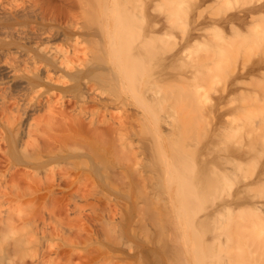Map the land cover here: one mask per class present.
Returning <instances> with one entry per match:
<instances>
[{
  "label": "rangeland",
  "instance_id": "rangeland-1",
  "mask_svg": "<svg viewBox=\"0 0 264 264\" xmlns=\"http://www.w3.org/2000/svg\"><path fill=\"white\" fill-rule=\"evenodd\" d=\"M157 1L161 5L160 7L157 5ZM167 1L168 2L165 0H0V104L1 106L4 104L2 106L3 108L0 107V149L2 148L0 150V170L2 172L8 174L10 171L13 173L12 171L15 167H21L13 162L12 158L7 153L10 148L8 142L4 139L8 131L6 127L8 125H5L4 122L6 116L9 115V109L10 112L13 111L11 114L15 112L14 115L15 117L17 115V120L20 118L19 112H21V114H23V122L26 119L38 118L40 115L42 116L44 114V110H41L39 108L40 106H36L35 108L34 105L31 109H28L27 114L23 112L24 100L21 99V97L26 88L25 82L28 75L25 72L20 74L13 73L12 71L10 72V68H14L13 64L15 63V59H22V61H24L25 58L28 57V54H33L35 50L44 47L47 50L53 51L59 49L65 50L69 52L70 57H72L71 55L76 51L78 55L74 56V54L73 58H71L73 63L79 68L81 65L89 66V64L92 65L91 62L94 61L92 58H89L91 54L93 58H96V61L97 58H102L103 45L100 44V41L104 40V43L107 44L108 35L110 38L112 35L119 36L121 34L120 36L123 39L119 36L120 41L118 42L117 49L118 51L120 50L125 57L128 55L126 60L130 58V64L127 60V65L136 72L135 77L130 78L128 81L125 80V90L127 92L132 89L134 86L133 83L135 84L137 82L135 84L137 85L143 80L145 82V78L149 77L148 75L151 71L162 73V69L165 65H168L165 70L169 69L165 71V74H163V72L158 75L157 78L160 79L154 80L155 82L157 81V84H155L157 86L154 90H159L160 99L158 102L159 104L157 103L158 105L155 107V116H152V114L143 107H137L131 104H128L125 108H119L116 107V105L111 107V111L115 114H120L125 111V109H129L130 112L133 110L134 112L137 111L136 114L138 113L137 115H140L142 119L144 117L149 118L146 120L148 122L142 125L145 127H142V129L148 132L145 130L142 131L140 125L137 131L138 134L134 133V136L131 134V139L133 140L131 144L135 141L133 146L134 151L131 150L132 148L127 149L130 154L127 158L130 161H135V157H137L135 155L143 156H140L143 158L142 162L133 161L132 164L139 163L141 169H144L142 173L144 172L146 174L142 175V173H139L141 169L137 167L138 164L136 166L133 165V168L134 166L138 168L137 171L135 170L136 168L133 169L132 167H130L132 170L128 169L130 164L129 160H127L129 162L128 167L127 163H125L126 161H124L126 165L123 162L121 164L125 166L121 167V165H118L119 158L116 156L120 153H117L114 156L118 160L114 158L113 155L109 157L113 161L102 155L103 158H105L104 161L109 159L108 162H112L109 164L105 161V165L107 166V163L108 166L111 165L109 169L106 168L107 173L110 171L108 179H110L109 181H111L113 186H116L112 187L110 186L111 183L109 184L108 182L109 188L105 194L100 191L101 195L97 192L96 194L94 193L93 196L86 195L83 197L74 193L75 187L81 185L79 183L82 179L86 182L87 178L85 179L84 177L76 183H71L72 180L60 177L62 173L60 174L58 172L59 176L57 175L58 173L55 175L56 179L53 181L54 183H50L52 182L51 180L49 181L51 185L54 184L53 187H55L57 195L55 193L53 196L45 191L46 197L44 201L46 202V207L48 206L50 209L58 205V207H55V211L58 212V216H64L61 217L63 220L62 223H64L65 220L68 223L66 222L63 224L64 228L61 235L55 236L53 234L54 236H52L48 234L49 236L42 241L46 244L45 249L49 248L47 250L49 258L56 255L53 250L56 249V245H59V249L63 247L61 248L62 250L60 249V257H62L60 259L64 262L63 264H66L67 261L71 264H89L92 258V264H143L146 262L143 260L150 259L151 261H148L150 264H264V221L261 220V217L250 212L249 206H246L249 203H245V205L242 204L240 207L236 206L235 210H231V212L234 211L231 214L225 213L222 216H216L214 213L215 207L219 205V203L222 205V202H224L227 197H232V193L234 195L240 185L244 186L246 182L251 183V181H255L254 179H257L260 170L264 168V65L257 66L254 70L247 73V76L245 75L239 78L237 80L239 84L237 82L236 84L232 83L233 75H235L233 71L239 70V68L237 70V67L241 65L247 66L246 64H249L253 58H264V31H262V28H264L262 27V24L264 26V9L259 13H253V18H249V20H257L259 24L262 23L261 32L259 33V30L258 35L253 36L250 35V22L246 21L241 24L235 23L236 26L234 25L235 28L233 29V25L230 27L227 23L214 20L219 19L225 13L233 12V10L235 11L236 8L238 9L241 6H248L250 3L254 4L253 2L258 3L257 0H231L230 2L227 0H220V3L216 0H203L202 3H199L200 0H179L182 2L179 6L176 5L177 0ZM169 1L173 4L169 3ZM152 2L154 7L158 6L162 9L169 10L171 7H174L175 9L172 8L174 9L172 11H175L176 14L171 20V24L167 25L165 28L164 33L166 35L163 33L157 34L158 36L162 34V36L165 35V37H163L164 39L161 36L162 40L155 39L156 41L153 40L152 45L150 44L151 49L155 51L153 56H151L153 51L148 49L147 54L145 53L146 57L144 56L142 60L137 61L135 58L136 56H133L136 62L132 58V55L136 53V50L138 51L136 46L141 41V33L147 25L145 16L146 14H150L151 5L153 6V4H151ZM154 7L152 8L154 9ZM152 8L150 11L151 14H153ZM162 9L160 13H163ZM156 10L154 13L156 12L155 14L158 17L162 15H158L159 11ZM168 12H170V10ZM164 13H167L166 10H164ZM163 15L161 17L165 18ZM163 20H166V18ZM121 28H123V31H121ZM94 31H97V34H94ZM186 38L191 41H186ZM121 42L125 45L123 43L121 44ZM182 42L186 43V46L192 51L191 55L194 59L195 66L192 68L194 70L192 76L189 72L191 77L185 73L186 70L189 69L188 64H186L187 67L185 68L187 69H185L183 68L184 65L180 63L182 60H180V62L175 60L179 63H174V61V67L170 61L171 53L176 49V43L182 44ZM173 43H175V45H173ZM161 44L163 47H161ZM218 44L222 46L223 50L225 48V52L222 56H218L217 53H215V45ZM159 45L162 49H166L164 51L158 49L157 47H159ZM173 48L175 49L173 50ZM159 51L160 53H158ZM167 56L170 58H167ZM151 57L154 58L152 59ZM88 60L92 61L88 63ZM94 62L93 64H95ZM183 62L184 64L186 63L185 61ZM98 63L101 64L102 61L100 60ZM101 71L99 69L98 73ZM167 72H170L168 73L169 75ZM99 75L101 74L92 76V79L96 78L101 82L102 79ZM184 76H187V78H184ZM106 77L109 76L107 75ZM182 78L186 80H182ZM188 78H191V80H188ZM67 79L69 80V77ZM98 80L87 79V81L84 80L85 82H82L83 84L80 83L78 85L75 81L70 82L69 80V82L63 86L71 87V89L68 92H62V94L56 95L57 106L61 107L62 105H66L70 106V108L76 107L78 101L81 102L85 99V94L87 95L86 99L95 105L98 101H101V99L110 100L112 97L113 99H118V96H125L118 82H110L112 84L111 86V84L106 81L104 82L108 85L104 82L99 83ZM90 81L94 84L92 85ZM97 83L101 87H99ZM232 84L235 85V88H232ZM139 85L141 86V84ZM139 85L137 86L138 88ZM143 85L146 84L144 83ZM108 86L113 88L110 89ZM84 87H86V89H84ZM90 89L92 91H90ZM97 89L98 91L100 90L99 93ZM117 89L118 91H116ZM152 89L147 93L149 98L154 92ZM39 91V98L45 100V88H42V90L39 89ZM95 92L99 95H96ZM89 95L91 96L89 97ZM92 95L95 97L93 98ZM6 96L7 99H3L6 98ZM97 97L100 99L98 100ZM161 97L164 98L161 100ZM246 98H249L247 100H250L249 103L245 101ZM10 103H12L11 107ZM198 103L200 106L203 104L201 108H199L200 106ZM218 103H220L221 110L223 111H221L222 115H220V118L218 115L216 117L215 114H204L201 112L203 106L207 109L214 106L213 104ZM165 105H167V107ZM222 105L225 107V110H223L224 107H222ZM17 106L18 108H16ZM6 108L8 109V115H6V112L4 114ZM31 110H33V114H31ZM153 117L155 119H153ZM152 120H157L156 125L159 128L158 133L155 134L158 136L157 140H155L154 133L152 135V132H154L153 128L155 127ZM85 121V125L88 127L90 122L88 119ZM5 123H7V121ZM219 126H221V128ZM150 127L152 128L150 129ZM88 128L86 129L89 130ZM82 130L86 133V130ZM172 130L175 131L172 132ZM140 132H143V135ZM144 132L149 134H144ZM153 137L154 139H152ZM145 143H150V146L153 143L154 147H150L149 145H145L144 147L143 145ZM149 147L150 149L155 148L156 152H154V149H151L153 153H146L145 151L149 150ZM235 147H237V149ZM248 147L250 148V153L247 151L248 154L240 158V153L237 150L242 152L241 150H245L244 148ZM145 148L146 150L141 152ZM135 150H138L137 152L139 154H133L132 158V153H135ZM233 150L237 152V156H235L236 153H234ZM127 151L121 152V155H124H122L124 158H122L123 160H126V156H128L126 155L127 153H124ZM140 153H144V155ZM145 153L148 154L149 157L145 156ZM232 153H234V155ZM3 155L7 156L3 157ZM6 157L8 160H6ZM85 159L86 158H84V162H86ZM81 161L80 164L83 163V160ZM88 162L91 163L89 160ZM145 163H147L146 166H144ZM64 164H66V162ZM132 164H130V166ZM64 166L67 167V169L72 168L69 162ZM101 167L102 166H100V168ZM9 168H12V171ZM121 169H123V171ZM71 170L72 174H74L73 176H75V169L72 168ZM129 170L138 172L137 174L141 177L148 175L146 177L144 176V179L140 178L142 181L139 179L136 181L137 183H135L134 180L137 179L135 178L137 174L134 172L136 174L134 176ZM100 171V178L99 175L90 174V176L93 177L92 180H96L95 184L93 181L91 182L88 175L87 182L89 183V187L92 188L96 185L95 188L98 187V190L101 189L102 168ZM127 171H129V174ZM218 171H224V173H222L225 175L226 172V175L229 176L226 177L225 175L224 177L223 175L220 177ZM33 172L37 173L39 171L33 170ZM11 173H9V175ZM40 175L41 178L43 177V179H45V173L39 172V176ZM52 176L53 174L51 177ZM73 176L72 179L74 178ZM147 177H151L149 181L148 179L145 180ZM54 178H52V180ZM130 181L132 182L130 183ZM87 182L86 185H88ZM213 182L215 183L214 185H212ZM91 183H93L94 186L93 184L90 185ZM261 184H256L255 187L254 183L255 189L252 192L257 195L256 199L264 210V182ZM83 185H85V183H82L81 186ZM135 186L138 189L137 192ZM131 187H133L132 190ZM150 187H152L151 190ZM34 196L33 203L39 205L41 199L37 198V195ZM55 196H57V198ZM54 199H56V201H54ZM75 199L77 202H74ZM223 199L224 201H222ZM61 203H63V205L60 207ZM79 203L81 208L78 206ZM89 204L91 206H89ZM85 205L87 207H85ZM162 206L163 208H161ZM219 206H217V208ZM56 208L63 209V211L66 209V212L64 211L65 213H63L62 210H57ZM46 209L42 211L47 221L50 220L49 222L51 224L49 223V227H47L48 230L52 232V228H54L52 219L57 215L52 214L53 212L49 213L51 210L48 211V209ZM77 219H80V222ZM75 221L76 223H73ZM115 222L116 224H114ZM243 222L246 223L244 224ZM79 224L82 225V227ZM241 224H247L248 227L247 225L245 227ZM25 227H27V225H25ZM77 230L80 232L76 233ZM22 231L26 233L27 229L25 230L23 226ZM84 231H86V233ZM29 232L30 229L26 234L28 235ZM62 233H65V236H62ZM111 233H114L113 236L115 234L117 235V237L114 236L117 240V245L116 243L113 244L114 242L111 241V237H113ZM109 234H111V236ZM33 239L35 240L33 236H30L28 248H31L28 249L29 254L26 258V264H39L36 260L31 259V255L34 253L33 250L38 246V242L35 243ZM9 240L11 241L12 239ZM107 240L109 242H107ZM51 242H56V245L54 243V245H52ZM109 245L111 247H109ZM52 246L54 248H52ZM117 248H121V250L119 249L120 251H118ZM132 249L135 251H132ZM138 249L140 252H138ZM149 249L151 253L148 251ZM152 251L158 254L154 256L155 259L159 256L162 261L159 258V261L154 260V253ZM131 252L135 254L137 252L139 254L143 252L141 255L144 257H139L138 253L134 257L127 256L129 254L132 255ZM154 261L157 262L154 263Z\"/></svg>",
  "mask_w": 264,
  "mask_h": 264
},
{
  "label": "bare ground",
  "instance_id": "bare-ground-1",
  "mask_svg": "<svg viewBox=\"0 0 264 264\" xmlns=\"http://www.w3.org/2000/svg\"><path fill=\"white\" fill-rule=\"evenodd\" d=\"M165 1L168 2L167 0H165ZM170 1H169V3L173 4ZM181 1L177 0L176 5L179 6L182 3ZM202 1L203 0H200L199 3H202ZM216 1H219V3L221 2L220 0H216ZM227 1L230 2L231 0H227ZM257 1H258V3L257 2H253L254 4L250 3L251 5L249 4L248 6H241L238 9L236 8L235 11L233 10V12L225 13L222 17H220L219 19L216 18L217 20H214V21L227 23V25L229 24L230 27H232L231 25H233V26L235 25L236 26L237 23L241 24V23L247 21V22H250V24H251L250 26L248 25L249 28H250V35H253V36L254 35H258V31L260 30L259 31V33H260L261 32V28L264 27L263 24L261 23L262 24V27H261V24H259L257 22V20H249L250 17L253 18V13H255V14L259 13V12H261L264 9V1H260V0H257ZM157 3H158V1H157ZM151 4H153V2ZM163 4H164V2H163ZM157 5L159 7L161 6L159 3ZM195 5H196V3H195ZM158 6L154 7V4H153V6L151 5V8L154 7L155 10L157 9L159 11L158 15L159 14H162V15L164 14L163 17H165L166 20H163L165 18H162L161 17L162 15H160L158 17L155 14L156 12L154 13L155 10L153 8H152V13L153 14H151V12H150L151 8H150V11H149L150 14H146V16H145L146 19H147V21H146L147 25L143 29L142 33H141V39H140L141 41L136 46L138 48V51L135 49L136 53H134V54L132 53L133 54L132 58L134 59V61H136V59H137V61H139V60H142V58L144 56L146 57L148 49L149 50L151 49L150 46L152 45L153 40L154 41H156L155 39H159V40L161 39L162 40V38L165 37V35H166L164 33L165 32V28H166L167 25L171 24V20L173 19V17H175L176 12L172 11V10L175 9L174 7H171V8L169 7L170 8L169 9L170 12H168L169 11L168 9H162V8H159ZM172 8H174V9H172ZM161 9L163 10V13H160ZM164 10H166L167 13H164ZM204 17H206V16H204ZM205 21H206V18H205ZM235 26L233 27V29L235 28ZM249 28H248V30H249ZM121 29H122L121 31H123V28H121ZM102 30H101V33H102ZM262 31H264V28H262ZM110 32H111V29H110ZM93 33L97 34V31H94ZM159 33H163L165 35L162 36L163 35L162 34L161 35L162 38H161V36L157 35ZM108 36H107V39H108V43L107 44L104 43V40L100 41L101 42L100 44L103 45L102 58L101 57H100L101 59L99 58L102 61L101 64L98 63V62H100V60L97 58V61H96L95 60L96 58L95 57L93 58L92 57L93 55L91 54L90 55L91 57H89V58L90 59L92 58V60L96 61L97 63L92 61V60H88V63L90 61H92L91 62L92 65H90V64H89V66L81 65L80 68H79L77 65H75L73 63V60L71 59V58H73L74 54H75L74 56L78 55V53H76V51H74L73 55H71L72 57H70L69 52H67L65 50L59 49V50H54L53 51V50H47L44 47H41L39 50L38 49L35 50L33 54H28V57L25 58L24 61H22V59H15L14 60L15 63L13 64L14 68H10V72L12 71L13 73L15 72L17 74L25 72L28 75L26 82L23 81V82L26 83V85H25L26 88H25L24 94L22 96L24 98L21 97V99L24 100V102H23L24 111L22 109L21 110L24 113L27 114L28 113V109L29 108L31 109V107L33 105L35 106V108H36V106H38V107L40 106L39 108L41 110H44V114L42 116L40 115L41 118L40 117H38V118L34 117V118L31 119L29 117L30 119H28V120L26 119L27 121L25 120L23 122V120H22L23 119L22 118L23 114H21V112L18 111L20 113V118L18 116L19 119L17 120L16 119L17 115H16V117L14 115L15 112L13 114H11V112H13V111L10 112V109H9V115L7 114V110H8L7 108L8 107L4 111V114L6 112V115L9 116V117L6 116V119H5V122L7 121V123L4 122L5 125L6 124L8 125V126H6L7 129H8L7 135L4 138L8 142V145H9V148H10L7 151V153L12 158V161L17 163L18 165H20L22 168L21 167L19 168V166L15 167V168L12 167V168H14L13 171H12V168H9L13 172V173H11L9 171V173H11L10 175H9V173L7 174V173L2 172L0 170V264H26V261H27L26 258H27V255L29 254L28 249L31 248V247L28 248L29 247V242H30L29 241L30 236H33L35 238V240L33 239L35 241V243L38 242L37 243L38 244L37 248L34 249V250L32 249L34 251V253L31 255V257H32L31 259L36 260V262H38L39 264H52V263L63 264L64 262H62V260L60 259V258H62V257H60V254H61L60 251L62 250L61 248H63V247H61L60 248L61 250H60L58 248L59 245L55 244L56 242L55 243L51 242L52 245L55 244L57 246L56 249H53L55 251L56 255L54 257L50 256L51 258H49L48 253H47V250L49 248L47 247L48 249H45L46 248L45 247L46 244H44V242L42 241L43 239H46L49 236L48 234H50L52 236L61 235V232H62V230L64 228L63 224L67 222L65 220L64 223H62L63 220H62L61 217H64V216H58V214H57L58 212L55 211V207H58V205L57 206L55 205L54 207H52L53 206L52 205V206H50L52 208L49 209L48 206L46 207V204H45L46 202L44 201V198L46 197L45 196V191L49 192L53 196L56 193V189H55V187H53L54 184L53 185L50 184V183H54L53 181H55V179H56L55 175L58 172L60 174L62 173L60 177H64L67 180H72L71 183H76L77 181H80V179L83 178V177L85 179L87 178L86 179V182H87L88 175H89V177L91 179V182H92L93 181L92 180L93 177H91L90 174L91 175L92 174L99 175V178H100V172H101L100 169L102 168V174H101L102 175L101 176L102 177V182L100 184V186H101L100 190H98L99 189L98 187H96L97 189L95 188L96 185L94 186L96 180L93 181L94 184L93 183L90 184V185L93 184V186H94V187L91 188V187H89V183L87 182L88 185H86V182L84 181V179H82L79 184L82 185V183L83 184L85 183L86 186L85 185H83L84 187L81 186V185H78V187L76 186L75 189H74V193H77L78 195H81L83 197H85L86 195L93 196V194L94 193L96 194L97 192H99L98 194H100V191H102L101 193L105 194L108 191V188H109L108 182H109V184L111 183V181H109L110 179H108L109 178L108 176L110 175V171L108 170L109 173H107V169H109V167L111 166V165L108 166V163H109L108 161H109V159L112 160L109 157H111L112 155L114 156L117 153H120L119 155L121 157L119 155L116 156V157L119 158L120 163H119V160L115 156H114V158H116L118 160V165H121L122 162L124 163V161H126L125 163H127V167H128V163L129 162H130V164H132V162L134 161L132 159H131L132 161H130L127 158L130 155L128 153L129 150L127 151V149L128 148H130V149L132 148L131 150L134 151V149H133L134 147L133 146L135 144L134 143L135 141L133 142V144H131L132 143L131 141H133L131 139V137H132L131 134L132 135L134 133L138 134L137 131L140 128L139 126L141 125V129H142V127H143L142 125H144L145 122H148L146 120H148L149 118L144 117L142 119L140 115L139 116L137 115L138 113L136 114L137 111L134 112L133 109H132L133 111L131 110L132 112H130L129 109H128L129 111L125 109V111H123V112L120 111L121 112V113L119 112L120 114H115V113H113L111 111V107L116 105V107L125 108V106H127L128 104H131V105H134V106H137V107H143L146 111H149L152 114V116H155V114H154L155 107L159 104L158 102L160 101V99H159V90L158 91L154 90L156 88V86H157V85H155V84H157V81L155 82L154 80L155 79L156 80L160 79V78H157L158 75L162 74L163 72H164L163 74H165L166 73L165 71H168L169 69L165 70L167 68V66H168V65H165L164 68L162 67L163 68L162 69L163 70L162 73L161 72L157 73V71L155 73V72L151 71L150 74L148 75L149 79L145 78V82H144V80L142 82H140L139 84H141V86L139 84L135 85L137 82L135 84L133 83L134 86L133 85H132L133 87L131 86L132 87L131 90H128L129 87L127 86L128 87V89L126 88L128 90V92H127L125 90V86H126L125 80L128 81L130 78L135 77L136 72L134 70H132L131 67H129L127 65L128 64L127 60H128V62L130 64V61H129L130 58L126 60L128 55H126L127 57H125V55L122 52H120V50L118 51V49H117L118 42L120 41V37L121 36L119 37L117 35H115V36L112 35V37H110V38ZM189 40L190 39H187L186 41H189ZM125 41H126V39H125ZM106 42H107V40H106ZM122 43L123 42H121V44ZM177 44L178 43H176V45H175V43H173V45L176 46V47L174 46L176 49L173 48V50L174 49L175 50H174L173 53H171L172 54L171 58L169 56H167V58H170V61L172 62L171 63L172 66L176 62H178V61L180 62V60H182V62H180V63L184 65V66L182 65L183 68L187 67L186 64H188L189 65V69L185 68V69H187L185 73H186V75H189V72H190L191 76H192V73L194 72V70L192 68L195 66L194 65V59H193V57L191 55L192 51H191V49L188 46H186V43L182 42V44H178V46H177ZM215 46H216L215 53H217L218 56H222V54L225 52V48L223 50L222 46L219 45V44L215 45ZM161 47H163V45ZM161 47L159 45V47H157V48L160 49V50H163V51L166 49L165 47H164L165 49H162ZM151 50L153 51L151 56H153V53L155 51L153 49H151ZM167 51H168V49H167ZM149 52H151V51H149ZM158 53H160V51ZM167 53H169V52H167ZM125 54H126V52H125ZM134 55L136 56L135 57L136 59L133 57ZM130 57H131V54H130ZM154 57H155V55H154ZM156 57H157V54H156ZM254 59L255 58H253V60H251V62L249 64H246L247 66H245V65L242 66L241 65V66L237 67V70L239 68L238 71H235V70L233 71V73H235V75L232 74L234 76L233 77V82H232L233 84L234 83L236 84V82H237V80L239 78L244 77L247 73H249L252 70H254L257 66L264 65V58H258V59H255V60ZM175 60H178V61H175ZM183 61H185L186 63L184 64ZM93 62L95 64H93ZM131 63H133V62H131ZM140 65H142V64H140ZM81 67H84V68H81ZM147 68H149V67H147ZM99 69H100V71L101 70H103V71L98 73ZM135 69H137V68H135ZM234 69H236V68H234ZM168 73H170V72H167V74ZM93 74L94 75L101 74V75H99V76H101V79H102L101 82H104V81H106L108 83L113 82V81L118 82L119 83L118 85H120V87L122 89V93L125 94V96H122V97L118 96V99H113V97L110 100L109 99H107V100H104V99L102 100L101 99V101H98V103L95 105V104H92V102H89V100L86 99L87 95L86 94L84 95V93H83L85 99L83 101L80 100L81 102L78 101V104L76 105V107L70 108V106H66V105H62V104H61L62 105L61 107L57 106V99L56 98H57L58 94H62V92H68L71 89V87H67V86H63V85H66L69 82V80H70V82L75 81L77 85L82 83L84 80L87 81V79H89V80H98L96 78L92 79V76H94ZM106 74L109 77H106L107 76ZM68 77H69V80L67 79ZM184 78H187V76H184ZM184 78H182V80ZM171 79H172V77H171ZM168 80H169V78H168ZM184 80H186V79H184ZM188 80H191V78L190 79L188 78ZM146 81H149V82H146ZM90 82H91L92 85L94 84V83H92V81H90ZM90 82H88V83H90ZM101 82L99 81V83H101ZM142 83L143 84L145 83L146 85H143ZM237 83L239 84V81ZM101 85H103V84H101ZM106 85H108V84H106ZM138 85H139V88L137 87ZM154 85H155V87H154ZM111 86H112V84H111ZM234 86L235 85H233L232 88ZM86 87H84V89H86ZM99 87H101V86L99 85ZM108 87L110 89L113 88V87L111 88L110 86H108ZM42 88L43 89L45 88V92H44V95H46L45 96V100L39 98L38 92H40L39 89L42 90ZM91 89H90V91H92ZM151 89L154 90V92H153L152 96H150V98H149V96H147L148 95L147 93ZM97 91H98V89H97ZM99 91H98V93H99ZM116 91H118V89ZM85 92H87V91H85ZM98 93H96V95H99ZM93 94H94V91H93ZM104 94H106V93H104ZM3 96H5V95H3ZM7 96H6V98H3V99H7ZM90 96L91 95H89V97ZM42 97H43V95H42ZM92 97H93V95H92ZM14 98H16V97H14ZM163 98L161 97V100ZM9 99H10V97H9ZM97 99H98V97H97ZM248 99L249 98H246L245 101H247ZM60 100H62V99H60ZM167 100H168V98H167ZM198 100H199V98H198ZM6 101H8V100H6ZM15 101H13V102H15ZM219 101H221V100H219ZM16 102H19V101H16ZM174 102H175V100H174ZM249 102H250V100L247 101V103H249ZM12 103H10V107H11ZM60 103H61V101H60ZM58 105H60V104H58ZM198 105H199V103H198ZM213 105L214 106L209 107L207 109L203 106L201 112H203L204 114H207V113L215 114L216 117L218 115V117L220 118L221 117L220 115H222V112H223L221 110L220 103L213 104ZM223 105H222V107H224ZM2 106L0 104V107H2ZM165 106L167 107V105H165ZM201 106L199 108H201ZM12 108H13V106H12ZM16 108H18V106ZM20 108H22V107H20ZM126 108H129V107H126ZM235 108H237V107H235ZM34 110H36V109H34ZM223 110H225V107H224ZM32 111L33 110H31V112ZM26 114H24V115H26ZM31 114H33V112ZM147 114H145V115H147ZM2 118L4 119L3 116H2ZM87 119L90 122V123L87 122V123L90 124L89 125L90 127L88 126L89 128L86 127L87 125H85L86 124L85 120H87ZM153 119H155V118L153 117ZM156 121H153L155 127L153 128L154 132H152V135H153V133H154V135L157 134L158 130H159L158 126L156 125L157 124ZM172 124H175V123H172ZM84 125H85V127H84ZM219 125H221V124H219ZM183 126H185V125H183ZM152 127H150V129ZM219 127L221 128V126H219ZM86 128H88L89 130H87ZM143 128H145V127H143ZM186 128H187V125H186ZM225 128H226V126H225ZM82 129L86 130V133ZM143 130H145V129H142V131ZM153 130H151V131H153ZM212 130H213V128H212ZM145 131H147V130H145ZM173 131H175V130H172V132ZM140 133H142V135H143V132H140ZM146 133L144 132V134H146ZM147 134H149V133H147ZM150 134H151V132H150ZM171 136H173V135H171ZM157 137L158 136L155 135V140H157ZM152 139H154V137ZM150 140H151V138H150ZM145 145H147V146L149 145L150 146V143L149 144L145 143L143 146L145 147ZM151 146L154 147V144L152 143ZM150 147H149L150 151L149 150L145 151L146 150V148H145L141 152L145 151L146 153H149V152L153 153L151 151L152 148L150 149ZM249 147L248 148H244L245 150H241L242 152H240V150H237L240 153V158L243 155L245 157V155L248 154L247 151H249V153H250V150H249L250 148ZM5 148H6V146H5ZM235 148L237 149V147H235ZM235 148H234V150H235ZM153 149H154V152H156L157 146H156V149L155 148H153ZM125 150L127 152H124V153L125 154L127 153L126 155H128V156H126V160H123L124 158L122 157L123 154L121 155V152L125 151ZM139 150H141V149H139ZM135 151H136L135 153L134 152L133 153L130 152V153H132V158H133V154H136V153L139 154L137 152L138 150H135ZM234 153H236L235 156H237V152L234 151ZM234 153H232V154L234 155ZM2 154H5V153H2ZM140 154L144 155V153H140ZM102 155L105 158H109L108 160L107 159L105 160V161L108 162L107 166L105 165L106 164V162L104 161L105 158H103ZM151 155H153V154H151ZM5 156H7V155H5ZM5 156L3 155V157H5ZM135 156H137V157H135ZM135 156H134L136 158L135 161H137V162L141 161L142 162V159H143L142 155H135ZM140 156H142V157H140ZM145 156H148V154H146ZM84 158H86L85 159L86 162H84ZM137 158H138V160H137ZM139 158H141V159H139ZM87 159L89 161H91V163H89ZM6 160H8V158ZM81 160H83V163H84V164L82 163L83 165L80 164L82 162ZM127 160H129V162ZM65 162H66V164H68V162H69L70 165H71L70 167L75 169V176H73L74 174H72V172H74V171L71 170L72 168L70 169L68 167L69 169H67V167L64 166V165H66V164H64ZM111 163L112 162L110 161L109 164H111ZM130 164H129V168L128 169H130V167L133 168V165L136 166L137 164H138L137 167L141 169V167L139 166V163H135V164L133 163L131 166H130ZM146 164L147 163H145V165L144 164H142V165L146 166ZM103 165H104V167H103ZM125 165H123V166H125ZM100 166H102V167L100 168ZM123 166L121 165V167H123ZM135 166H134V168H136ZM132 168L130 170H132ZM138 168H136L135 170L137 171ZM140 169H139V171H140ZM33 170L39 171L40 173L41 172L45 173V175H46V176L44 175L45 179H43V177L41 178V175L39 176V172L35 173V172H33ZM121 170L123 171V169H121ZM142 170H144V169L142 168L139 173H142ZM223 170H225V169H223ZM129 171H127L128 174H129ZM231 171H233V170H231ZM130 172H132L134 174V176L138 173V172H135V171H130ZM218 172H219V176L220 177H222L224 175L223 174L224 171H221V172L218 171ZM229 172H230V170H229ZM59 173L57 174L58 176H59ZM52 174H53V176L51 177ZM143 174H146V173L143 172L142 175ZM137 175L135 177L137 179L134 180L135 183H137L136 181H138L140 178L144 179V176H145L144 175L143 177H141V176L138 175L139 176V178H138ZM225 175H226V172H225ZM225 175H224V177H225ZM72 176L74 177L73 179H72ZM227 176H229V175H226V177ZM52 178H54V179L52 180ZM149 178H151V177H149ZM149 178L147 177L145 180L148 179V181H149ZM90 179H89V181H90ZM50 180L52 182L49 183ZM150 180H152V179H150ZM254 180L255 181H253V182L251 181V183L250 182H248V183L246 182L247 184L245 183L244 186L240 185L239 188L237 189V191L234 193V195L232 193V197H230V196L227 197V199L225 201L223 199L222 200V201H224V202H222L223 204L220 205L221 203H219L220 206L217 205L219 207L217 208V206H216L215 207L216 209L214 208L215 209L214 213L216 214V216H222L225 213L226 214L227 213L231 214L232 212H234V211L231 212V210L232 209L235 210L236 206L240 207L242 204L245 205V203L246 204L249 203L252 206H250L249 204L246 205V206L247 207L249 206V210H251L250 212L253 213L254 215H257V216L261 217V220L264 221L263 220L264 219V210L262 209L261 204L259 203V201L256 199L257 195L254 192H252V191H254V189L256 187V184H261V183L264 182V168H263V170L262 169L260 170V173L257 176V179H254ZM140 181H142V180L140 179ZM131 182L132 181H130V183ZM254 183H255V187H254ZM153 184H154V182H153ZM214 184L215 183L213 182L212 185H214ZM80 186L82 187V189H81ZM110 186L116 187L115 185L113 186L112 183L110 184ZM137 186H138V184H137ZM86 187H87V189H86ZM152 187H150V190L152 189ZM135 188H136L135 190L137 192L138 189H137L136 186H135ZM132 189H133V187H131V190ZM153 189H154V187H153ZM145 190H148V189H145ZM64 191L66 192L65 189H64ZM70 191H71V189H70ZM72 193H73V191H72ZM34 195H37L36 197L41 199V201L39 200L40 201L39 205L36 204V203L35 204L33 203V196ZM56 195H57V193H56ZM100 195H99V197H100ZM106 195H108V194H106ZM228 195H230V194H228ZM55 197L57 198V196H55ZM54 201H56V199H54ZM69 202H70V200H69ZM74 202H77L76 199H75ZM67 203H68V201H67ZM92 203H94V202H92ZM90 204H89V206H91ZM62 205H63V203H61L60 207ZM78 206H79V208H81L80 207V203H79ZM64 207H65V204H64ZM85 207H87V206L85 205ZM251 207H252V209H251ZM46 208L48 209V211L51 210V211H49V213L53 212L52 214H54V215L56 214L57 215V216H54V218L52 219L53 222H54V224H52L53 227H54V228H52L53 229L52 232L50 230H48V227H49L48 224L50 223L49 222L50 221L49 217H48L49 221H47V219H46V217H45V215H44V213L42 211V210H45ZM59 208L58 209L56 208V209L63 211V209H59ZM73 208H75V207H73ZM161 208H163V206ZM109 209H110V207H109ZM65 210L66 209H64V211ZM64 211H63V213L66 212V211L65 212ZM79 211H81V210H79ZM107 211H108V209H107ZM61 214H62V212H61ZM77 220H79V222H80V219H77ZM76 221L73 222V223H76ZM84 222H86V221H84ZM80 224H82V223H80ZM114 224H116V222ZM244 224L243 225L241 224V225L246 227L247 224L246 225H244ZM25 225H27V227H25ZM23 226H24L25 230L27 229V232L30 229V232H31V233L29 232L30 236H29V234L28 235L26 234L27 232L24 233L22 231V227ZM80 226L82 227V225H80ZM71 227H73V226H71ZM247 227H248V225H247ZM108 229H109V227H108ZM78 232H80V231L77 230L76 233H78ZM84 232L86 233V231H84ZM109 232H110V230H109ZM111 234H109V235L111 236ZM113 234H112V236H113ZM62 236H65V233L64 234L62 233ZM114 236L117 237L116 234ZM114 236L111 237V238L113 239ZM9 239H12V240L10 241ZM112 239H111V241L114 242L113 244L116 243V245H117L116 238H114L113 240ZM34 241H33V243H34ZM48 242H50V241H48ZM107 242H109V241L107 240ZM120 243H121V241H120ZM48 244H50V243H48ZM125 246H126V244H125ZM109 247H111V246L109 245ZM52 248H54V247L52 246ZM115 248H116V246H115ZM131 248H132V246H131ZM117 249H118V251L121 250V248H117ZM110 250H112V249H110ZM133 250L134 249H132V251ZM141 250H143V249H141ZM148 251H150V253H151L150 249ZM155 251H157V250H155ZM48 252H50V251H48ZM114 252H116V251H114ZM138 252H140L139 249H138ZM131 253H132V255L128 253L129 255H127V256H129V257L133 256L134 257L137 254V253L135 254L133 252H131ZM141 254H139V257L142 256ZM146 254H148V253H146ZM155 255H158V254L154 253L153 257ZM160 256H161V254H160ZM142 257H144V256H142ZM145 257L149 258L148 256H145ZM158 258L161 259V257H159V256H158ZM158 258L155 259V257H154L153 259L159 261ZM90 260L93 261V258L90 259ZM91 261L89 262V264H92ZM143 261H146L147 263L146 262L145 263L140 262V263L150 264V262H148V261H151V259L150 260H143ZM161 261H162V259H161ZM156 262L154 261V263H156ZM66 264H71V263H68V261H67Z\"/></svg>",
  "mask_w": 264,
  "mask_h": 264
}]
</instances>
